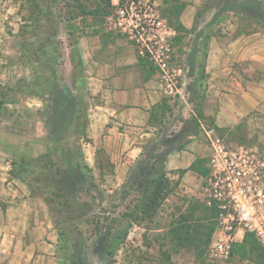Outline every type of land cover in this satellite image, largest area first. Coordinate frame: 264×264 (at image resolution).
Here are the masks:
<instances>
[{
	"label": "rangeland",
	"instance_id": "374dc122",
	"mask_svg": "<svg viewBox=\"0 0 264 264\" xmlns=\"http://www.w3.org/2000/svg\"><path fill=\"white\" fill-rule=\"evenodd\" d=\"M0 1L1 10L5 13L9 11L5 23L6 31L12 37L7 44L9 64L24 61L21 53L17 54V52L20 47V28L24 23L22 17L28 16L26 0ZM112 4L114 9L107 16L77 18L73 24L75 25L73 31L68 29L71 23L66 20L68 15L62 12L65 20L59 33L60 52L58 57L63 66L61 68L63 73L65 70L67 73L65 62L69 63L70 58L76 57L75 55L79 56L76 44L83 36H101L104 44L115 42V40H125L131 44L138 57L140 49H143V44L139 37L129 34V28L133 27L135 22L127 17L124 19L119 14V9L122 6L129 10L132 8L143 15H149L148 19L151 23H160L159 29L166 36L165 39L170 49L166 69L169 77L167 81H171L174 85V91L167 90L165 99L153 110V122L158 127L157 136L148 141L144 147H148L153 142L157 152H166L174 151L180 146L187 147L189 143L195 142L202 149V156L197 158L195 163L200 170H204L210 159L211 150L201 134L203 128H213L227 145L257 147L264 151V77L261 72L258 74L253 72L246 63L239 64L235 56L236 46L230 48L227 45L236 42L239 37L231 25L238 22L237 16L244 18L250 15L249 10L231 9L230 6L236 4L231 0L222 2L204 0L197 11L193 27L185 32L175 30L177 16H174L163 0H112ZM261 19H263L262 16ZM166 30L167 33H165ZM208 32H212L214 35V55L211 62L207 64L209 70L205 81L202 82L198 80L202 57H200L201 53L196 50L202 44V36ZM259 32L264 33V30ZM144 41L148 40L145 38ZM222 48H227L229 51H226L224 55ZM0 55H2L1 52ZM148 60L150 61V58ZM78 62L80 63L79 58ZM152 65L155 68L154 72L161 78L163 72L153 63ZM146 69L150 71V65ZM19 73L21 74L20 80L12 81L14 86L6 90L7 93L18 94L17 90L20 89L21 79H31L30 69L22 63ZM19 73L16 72V77ZM252 93L257 96L256 102L249 95ZM21 115L30 121V125L21 122L12 124L11 121L16 119L12 114L7 120H10L9 122L14 127L11 133H14L15 139L23 143L26 139H31L39 130H37L34 115L28 112ZM82 124L81 119L75 123L65 141L66 145L73 147L83 138L79 131V126ZM191 132L195 133L189 136ZM7 136L10 135L7 134ZM43 142L47 150L51 145L47 138ZM81 150L83 153L82 147ZM199 161L200 163H198ZM98 167H101L102 171L96 174L92 169L93 179L85 186L86 189H90L89 195L81 194L77 197V200L80 203L83 202L86 207L73 205L75 208L73 212L72 208L60 209L57 205H50V207L47 205L53 223H58L62 228L66 225L70 236L75 234L74 227L78 226L87 237H93V224L97 218L105 224L113 225V232H115L117 227L124 225H120L116 221H123L121 216L123 213H132L140 199L141 188L138 182L129 183L127 177L120 186L115 187L111 183L113 165L103 162ZM37 171L38 174L35 173L29 179L32 182L40 180L41 186L49 182L55 188L58 184L65 185L68 181V178L49 180L46 176L41 175L42 170L37 169ZM198 174V179L187 178L184 183L182 182L183 171L179 170L168 175L170 193L167 199L156 216L133 222L134 225L130 228L128 237L119 246L115 264H169L166 260V263L163 262L165 253L170 256L171 264H242L238 262L237 256H231L226 261H212L208 251L198 257L192 250L184 248L174 251L170 247L166 232L171 223L178 221L182 214H187L192 205L209 207L204 191L209 172L205 176ZM82 213L87 216L82 217ZM202 215L203 212L200 209L195 217ZM73 218L76 220H71ZM60 244L63 245V243ZM68 250L65 249L62 253V264H71L69 262L70 255L68 256V252H66ZM100 252V245L93 244L88 254V264H105Z\"/></svg>",
	"mask_w": 264,
	"mask_h": 264
},
{
	"label": "crops",
	"instance_id": "0c3cea01",
	"mask_svg": "<svg viewBox=\"0 0 264 264\" xmlns=\"http://www.w3.org/2000/svg\"><path fill=\"white\" fill-rule=\"evenodd\" d=\"M182 1L187 5L180 20L191 29L204 0ZM7 13L9 11L5 13L0 8V263L62 264L60 235L49 216L47 202L33 193L29 181L14 173L23 157L37 158L47 152L43 141L48 136V128L43 98L6 92L14 86L12 81L21 78V62L9 64L7 58V44L12 38L6 31ZM231 26L236 31L237 23ZM227 45L230 48L236 46L239 64L246 63L253 72H261L264 77V33L239 36L236 42ZM76 46L80 57L65 62L67 73L66 70L62 72V65L60 69L69 91L85 111V119L81 118L85 133L79 145L86 163L96 174L102 171L99 164L113 165L111 183L118 187L139 160L145 144L157 136L153 109L165 99L167 89L157 73L141 66L135 50L125 40L104 44L101 36H83ZM222 51L225 55L229 49L222 48ZM213 55L214 39L207 64ZM249 95L257 101L256 95ZM24 112L34 115L39 130L31 139H26L28 143L26 140L18 142L11 133L14 122L30 125V121L21 115ZM10 114L16 117L12 124L7 120ZM201 154L202 149L195 142L171 154L167 163L168 175L180 170L184 171L183 183L187 178L198 179L199 174L192 170V165Z\"/></svg>",
	"mask_w": 264,
	"mask_h": 264
},
{
	"label": "trees",
	"instance_id": "16d2710c",
	"mask_svg": "<svg viewBox=\"0 0 264 264\" xmlns=\"http://www.w3.org/2000/svg\"><path fill=\"white\" fill-rule=\"evenodd\" d=\"M214 1L222 2L224 0ZM231 1L236 2L230 6L231 9L250 11V15L247 17L237 16L238 22L235 31L237 36H249L264 30V0ZM163 3L169 6V10L174 16H177L175 30L189 31L180 20L187 5L186 2L163 0ZM26 7L28 16L22 17L24 23L20 28L19 50L25 59L20 62L30 69L31 79H21L20 89L17 90V93L40 96L45 100L44 116L48 128L47 140L51 146L47 152L37 158L23 157L14 173L20 175L23 180L29 181L33 193L44 198L49 207L57 205L60 209L72 208L74 212L73 205L86 207L83 202L80 203L77 200V197L81 194L89 195L90 189H86L85 186L90 183L93 177L92 168L84 160L79 141L73 147L65 144L75 123L81 118L85 119V111L69 91L61 74L58 54L60 52L59 33L65 20L62 12L68 15L66 20L71 22L68 29L73 31L75 28L73 24L77 18L107 16L111 14L114 6L112 0H26ZM213 37L212 32L204 34L202 44L196 50L201 53L200 57H202L198 79L202 82L207 77V59ZM138 59L143 68L150 65V72L155 71L148 58L138 54ZM79 64L82 66L81 61ZM195 121L198 122L197 119ZM79 131L80 135L85 133L84 123L79 126ZM194 133L191 132L189 136ZM152 143L143 148L139 160L129 171L128 182H138L140 185V199L132 213H123L121 215L123 221H116L120 225L124 224L123 226L117 227L113 232V225L105 224L97 218L93 224V237L89 238L78 226L74 227L75 234L70 236L66 225L62 228L61 225L55 223L59 231L60 243L64 245H61L63 252L65 249H69L66 252H68V256L70 255L69 262L71 264H88V254L92 245L96 243L101 247L100 255L105 260V264H115L119 246L128 237L129 230L134 225L133 222L157 215L170 193L167 173L169 157L186 146H180L174 151L157 152ZM37 169L42 170L41 175L46 176L49 180L68 178V181L65 185L58 184L55 188L49 182L41 186L40 180L32 182L29 179L35 173L38 174ZM192 170L204 176L209 172L207 167L200 170L197 163L192 165ZM200 209L203 215L196 218L195 214ZM86 216L85 213L82 215V217ZM217 216L216 207L203 208L199 205L189 207L188 213L182 214L178 221L172 222L166 232L171 249L179 251V249L186 248L192 250L198 257L203 256L212 243L217 228ZM71 220L75 221L76 218ZM231 256H237L238 262L242 264H264V246L254 234L246 233L242 242L233 244ZM163 260L164 263L168 261L171 264L170 256L166 253Z\"/></svg>",
	"mask_w": 264,
	"mask_h": 264
},
{
	"label": "built area",
	"instance_id": "2783aa9c",
	"mask_svg": "<svg viewBox=\"0 0 264 264\" xmlns=\"http://www.w3.org/2000/svg\"><path fill=\"white\" fill-rule=\"evenodd\" d=\"M119 14L135 22L129 34L139 37L143 44L139 55L150 58L163 72L165 88L174 91L173 83L167 81L170 49L160 23H151L149 15L125 6L120 7ZM201 136L211 150L204 191L208 206L218 210V225L208 255L212 261H226L232 255L233 244L242 241L246 233L254 234L264 246V151L227 145L213 128H203Z\"/></svg>",
	"mask_w": 264,
	"mask_h": 264
}]
</instances>
